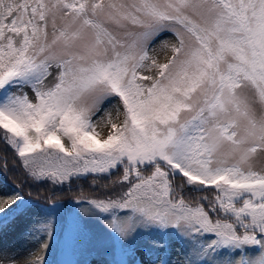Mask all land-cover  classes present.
<instances>
[{
  "label": "snow or ice",
  "instance_id": "6c2138e0",
  "mask_svg": "<svg viewBox=\"0 0 264 264\" xmlns=\"http://www.w3.org/2000/svg\"><path fill=\"white\" fill-rule=\"evenodd\" d=\"M0 144L33 182L106 177L84 211L154 230L151 264H264V0H0ZM28 235L48 264L51 221Z\"/></svg>",
  "mask_w": 264,
  "mask_h": 264
},
{
  "label": "rangeland",
  "instance_id": "374dc122",
  "mask_svg": "<svg viewBox=\"0 0 264 264\" xmlns=\"http://www.w3.org/2000/svg\"><path fill=\"white\" fill-rule=\"evenodd\" d=\"M168 40L174 42L171 33H162L151 44L152 48H158L162 41ZM163 54H161L162 58ZM107 107V105H105ZM11 189L0 184V193L9 192ZM15 218L9 221L6 227L0 231V248L9 256L16 257V264H24L25 258H30V253L38 250V243L28 234L32 231L33 224L41 220L51 221L53 228V237L51 239L50 249L48 250V264H54L58 261L56 254L57 239L61 231L60 224L62 218L56 215H48L42 210L29 207L21 210ZM138 229L127 239L116 237L107 227L105 220L97 219L88 214L84 209L72 213L70 225L64 235V242L67 243L65 249L67 264H101L98 260H104L108 264H123L122 256L116 257V249L119 253L126 254L128 264H151L155 258L150 249H154L151 244L139 240ZM46 239V237H44ZM133 243L136 245L134 246ZM178 254V244H173L172 256L176 258ZM117 259L119 263H117ZM65 264V263H63Z\"/></svg>",
  "mask_w": 264,
  "mask_h": 264
},
{
  "label": "trees",
  "instance_id": "16d2710c",
  "mask_svg": "<svg viewBox=\"0 0 264 264\" xmlns=\"http://www.w3.org/2000/svg\"><path fill=\"white\" fill-rule=\"evenodd\" d=\"M5 151H7L9 172L7 175L0 176V184L11 190L15 188L16 184H21L22 188L17 189V191L20 192L25 200L31 201V207L42 210L50 216L56 215L59 218H62L60 224L61 231L57 239L58 247L56 249L57 255L60 257L55 264H63L64 261L62 259L65 256L62 255L61 250L62 247L66 246L68 243L66 241L64 242V235L68 225H70L72 213L80 209L88 208L87 203L84 202L85 198L102 196L105 192L103 186L108 182L107 178L105 177L101 179L95 186L92 185L90 178L79 182H72L70 186L69 184L54 186L48 181L33 182L26 179L25 173L18 164H13V154L11 150H6L4 145L0 144V158H3ZM11 220L12 219L9 221ZM139 240L151 244L155 249L156 244L159 241V236L156 235L154 230H140ZM133 245L135 246L136 244L133 243ZM124 255L125 253L121 254L119 253V250L116 249V257L122 256L123 264H128V258ZM45 258H47V254H45ZM100 261L101 264H108L104 260ZM117 263H119L118 259Z\"/></svg>",
  "mask_w": 264,
  "mask_h": 264
}]
</instances>
